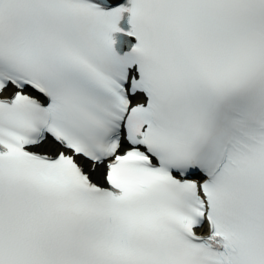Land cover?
<instances>
[{
    "label": "snow or ice",
    "instance_id": "obj_1",
    "mask_svg": "<svg viewBox=\"0 0 264 264\" xmlns=\"http://www.w3.org/2000/svg\"><path fill=\"white\" fill-rule=\"evenodd\" d=\"M0 264H264V0H0Z\"/></svg>",
    "mask_w": 264,
    "mask_h": 264
}]
</instances>
